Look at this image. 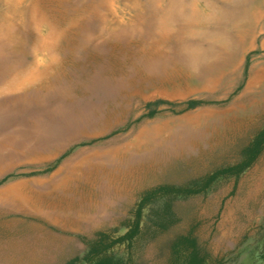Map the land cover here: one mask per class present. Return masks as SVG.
Wrapping results in <instances>:
<instances>
[{"label": "rangeland", "instance_id": "rangeland-1", "mask_svg": "<svg viewBox=\"0 0 264 264\" xmlns=\"http://www.w3.org/2000/svg\"><path fill=\"white\" fill-rule=\"evenodd\" d=\"M251 1L68 0L58 13L67 32L49 54L36 48L45 28L27 14L17 22L18 41L0 50V179L8 176L0 183V264H65L84 253L78 235L123 234L147 191L240 160L264 126V0ZM35 59L38 69L51 65L41 79L48 84L3 89ZM157 99L173 104L148 115L146 103ZM190 99L202 103L186 108ZM188 203L211 252L207 264L264 262V148L239 176L216 178ZM112 251L156 262L147 238Z\"/></svg>", "mask_w": 264, "mask_h": 264}, {"label": "trees", "instance_id": "trees-1", "mask_svg": "<svg viewBox=\"0 0 264 264\" xmlns=\"http://www.w3.org/2000/svg\"><path fill=\"white\" fill-rule=\"evenodd\" d=\"M166 103L173 104L163 99L147 102L148 115H153L160 104ZM185 103L186 108H192L202 101L190 99ZM263 148L264 126L249 143L242 146L241 158L237 163L218 168L200 178L190 179L186 184L166 182L147 191L137 205L135 218L123 234L110 237L105 232H99L91 239L78 235L85 240L84 253L70 256L65 264H150L142 256L134 259L130 251L127 257L112 251L118 243L125 244L131 250L141 238L154 243L156 262L153 264H207L211 252L197 233L194 206L187 204L188 198L206 192L220 176H239L255 161ZM7 178L5 176L0 179V183ZM145 207L147 212L144 214Z\"/></svg>", "mask_w": 264, "mask_h": 264}, {"label": "bare ground", "instance_id": "bare-ground-1", "mask_svg": "<svg viewBox=\"0 0 264 264\" xmlns=\"http://www.w3.org/2000/svg\"><path fill=\"white\" fill-rule=\"evenodd\" d=\"M67 2L68 0H29V2L27 4H24V0H0V4H1V10H0V50L4 48V46H6L7 44H10V43H13L14 41H18L19 39V32H18V29H17V22H22V19H25L26 17V14L28 15V18L29 20L34 23V24H37V25H40L43 26L45 28V33L43 34V36H39V41L37 43V51L39 52H44V53H53L54 52V49L56 48L57 44L55 43L56 39L62 35V34H66L68 27L66 26V24L68 23L67 21V18L65 19H62V12L64 13V2ZM174 1V0H173ZM250 2H252L250 0ZM69 3V2H68ZM82 3V2H81ZM243 3V2H242ZM185 4V3H184ZM241 4V3H240ZM70 5V4H69ZM77 5V4H75ZM186 5V4H185ZM243 5V4H242ZM264 5V4H263ZM222 6V5H221ZM240 6V5H239ZM227 7V6H226ZM241 7V6H240ZM238 8V7H237ZM236 8V9H237ZM102 10V8H101ZM240 10V8H239ZM245 10V9H244ZM247 10V9H246ZM249 10V8H248ZM175 11H173V14ZM186 12H189V11H186ZM238 12V10H237ZM236 12V13H237ZM248 12V11H247ZM251 12V11H249ZM263 12V11H262ZM58 13H60L61 15H59ZM107 13V12H106ZM179 13V12H178ZM184 13V12H183ZM226 13V12H225ZM242 14V13H241ZM244 14V13H243ZM255 14V13H254ZM234 15V14H233ZM245 15V14H244ZM243 15V16H244ZM173 16V15H172ZM239 16V15H238ZM242 16V15H241ZM246 16V15H245ZM171 17V16H169ZM168 17V18H169ZM175 17V16H174ZM182 17V16H181ZM180 17V18H181ZM248 17V16H247ZM176 18V17H175ZM227 18V17H226ZM249 19V17H248ZM155 20V19H154ZM166 20V19H165ZM189 20V19H188ZM203 20V18H202ZM236 20V19H235ZM239 20V19H238ZM245 20V19H244ZM250 20V19H249ZM158 21V20H157ZM196 20H194L195 22ZM227 21V20H226ZM246 21V20H245ZM185 22V21H184ZM183 22V23H184ZM197 22V21H196ZM248 22V21H247ZM262 22V21H260ZM258 22V23H260ZM100 23V22H99ZM181 23V22H180ZM193 23V22H192ZM191 23V24H192ZM235 23V22H234ZM239 23H240V20H239ZM162 24V23H161ZM215 24V23H214ZM222 24V23H220ZM224 24V23H223ZM68 25V24H67ZM91 25V24H90ZM99 25V24H98ZM166 25V24H165ZM176 25V24H175ZM213 25V24H212ZM219 25V24H218ZM217 25V26H218ZM241 25V24H240ZM239 25V26H240ZM27 26V25H26ZM65 26V27H64ZM249 26V25H248ZM234 27V26H233ZM254 27V26H253ZM25 28V27H24ZM23 28V29H24ZM38 28V27H37ZM103 28V27H102ZM203 28V27H202ZM206 28V27H205ZM214 28V27H213ZM227 28V27H226ZM255 28V27H254ZM163 29V28H162ZM236 29V28H235ZM246 29V28H245ZM253 29V28H252ZM27 30V29H26ZM225 30V29H224ZM229 30V29H228ZM241 30V29H240ZM254 30V29H253ZM25 31V30H24ZM36 31V30H35ZM38 31V29H37ZM183 31V30H182ZM198 31V30H196ZM89 32V31H88ZM169 32V30H168ZM172 32V31H171ZM174 32V31H173ZM222 33V31H220ZM83 34V33H82ZM101 34H104V33H101ZM211 34V33H210ZM242 34V33H241ZM239 34V35H241ZM255 34V33H254ZM260 34H263V33H260ZM217 35V34H216ZM224 35V34H223ZM24 36V35H23ZM100 36V35H99ZM213 36V35H212ZM215 36V35H214ZM218 36V35H217ZM221 36V35H220ZM243 36H244V33H243ZM247 36V34H246ZM250 36V35H249ZM257 36V35H256ZM29 37V36H28ZM84 37V36H83ZM157 37V35H156ZM245 37V36H244ZM248 37V36H247ZM228 38V37H227ZM81 39V38H80ZM84 39V38H83ZM94 39V38H93ZM219 39V37H218ZM221 39V38H220ZM249 39V38H248ZM22 40V39H21ZM28 40V38H27ZM26 40V41H27ZM90 40V39H89ZM208 40V39H207ZM223 40V38H222ZM230 40V39H228ZM246 40V39H245ZM24 41V40H22ZM25 41V43H26ZM205 41V40H204ZM220 41V40H219ZM231 41V40H230ZM255 41V40H254ZM261 41V40H260ZM264 41V40H263ZM99 41H97L98 43ZM158 42V41H157ZM218 42V41H217ZM80 43V42H79ZM86 43V42H85ZM88 43V41H87ZM228 43V42H227ZM243 43V42H241ZM240 43V44H241ZM248 43V42H247ZM258 43V42H257ZM27 44V43H26ZM92 44V43H91ZM94 44V43H93ZM208 44V43H206ZM226 44V43H224ZM238 44V43H237ZM244 44V43H243ZM242 44V45H243ZM249 44V43H248ZM252 44V43H250ZM22 46H24L23 44H21ZM171 45V44H170ZM219 45V44H218ZM217 45V46H218ZM221 45V44H220ZM228 45V44H227ZM231 44H229L230 46ZM89 46V45H88ZM145 46V45H144ZM206 46V45H204ZM208 46V45H207ZM255 46V45H254ZM17 47V46H16ZM15 47V49H16ZM19 47V46H18ZM101 47V46H99ZM215 47V46H214ZM238 47V46H237ZM240 47V46H239ZM88 48V47H87ZM143 48V47H142ZM224 48V47H223ZM226 48V46H225ZM9 49V48H8ZM14 49V50H15ZM181 49V48H180ZM204 49V48H203ZM208 49V48H207ZM253 49V48H252ZM258 49V48H257ZM18 50V48H17ZM21 50V49H20ZM19 50V51H20ZM28 50V49H27ZM26 50V51H27ZM186 50V49H185ZM202 50V49H201ZM213 50V49H212ZM218 50V49H217ZM261 50V49H260ZM259 50V51H260ZM264 50V49H263ZM36 51V50H35ZM211 51V49L209 50ZM11 52V51H10ZM22 52V51H21ZM197 52V51H196ZM215 52V51H214ZM228 52V50H227ZM235 52V51H234ZM237 52V51H236ZM235 52V53H236ZM247 52V51H246ZM19 53V52H18ZM36 53V52H35ZM80 53V52H79ZM175 53V52H174ZM195 53V52H194ZM207 53V52H206ZM222 53V51H221ZM220 53V54H221ZM239 53V52H238ZM261 53V52H260ZM15 54V53H14ZM198 54V53H196ZM218 54V53H217ZM229 54V53H228ZM231 54V53H230ZM11 55V54H10ZM182 55H184L182 53ZM209 55V53H208ZM227 55V54H226ZM232 56L231 57H234L233 54H231ZM52 56V55H50ZM176 56V55H174ZM186 56V55H185ZM200 56V55H199ZM212 56V55H211ZM221 56V55H220ZM223 56H224V52H223ZM230 56V55H229ZM239 56V55H238ZM166 57V56H165ZM178 57V56H177ZM242 57V56H241ZM8 58V57H7ZM37 58V57H36ZM186 58V57H185ZM188 58V57H187ZM186 58V59H187ZM217 58V57H216ZM225 58H227L225 56ZM255 58V57H254ZM19 59V58H18ZM16 59V60H18ZM21 59V58H20ZM24 59V58H23ZM237 59V58H236ZM4 60V59H3ZM53 60V59H52ZM188 60V59H187ZM217 60V59H216ZM219 60V59H218ZM36 62H34V64L29 68V71L28 72H24L23 73H20V72H16L14 75H12V77L4 84V88L3 89H6V90H13V89H17V88H21L23 85H25L26 83H31V82H35L36 80H40V84H48L49 80H46V79H43L41 80L44 75H45V70H48L49 69V66H51L50 64H45V67L42 68V69H38V65H39V62H37V59H35ZM203 61V60H202ZM24 62V61H23ZM193 62V61H192ZM205 62V61H204ZM233 62V61H232ZM254 62V61H253ZM252 62V63H253ZM264 62V61H263ZM262 62V64H263ZM3 63V62H2ZM184 63V61H183ZM195 63H197L195 61ZM208 63V62H207ZM251 63V65H252ZM173 64V63H172ZM189 64V63H188ZM235 64V63H234ZM234 64H231V65H234ZM240 64V63H239ZM262 64H259V65H262ZM8 65V64H7ZM20 65V64H19ZM24 65V64H23ZM177 65V64H176ZM194 65V64H193ZM210 65V64H209ZM222 65V64H221ZM256 65V64H255ZM3 66V65H2ZM155 66V65H154ZM196 65H194V68H195ZM217 66V65H216ZM220 66V65H219ZM228 66V65H227ZM230 66V65H229ZM1 67V66H0ZM6 67V66H5ZM157 67V66H156ZM179 67V66H177ZM198 67V66H197ZM201 67V66H200ZM250 67V66H249ZM252 67V66H251ZM250 67V68H251ZM255 67V66H254ZM13 68V67H12ZM16 68V67H15ZM190 68V66H189ZM193 68V66L191 67ZM228 68V67H227ZM8 69V68H7ZM6 69V70H7ZM223 69V68H222ZM236 69V67H235ZM260 69V68H259ZM74 70V69H73ZM191 70V69H190ZM196 70V68L194 69ZM201 70V69H200ZM199 70V71H200ZM239 70V69H238ZM237 70V71H238ZM243 70V68H242ZM52 71V70H51ZM192 71V70H191ZM215 71V70H214ZM213 71V72H214ZM221 71V70H220ZM225 71V70H224ZM240 71V70H239ZM252 71H255V70H252ZM14 72V70H13ZM188 72V71H187ZM197 72V71H196ZM211 72V71H209ZM229 72V71H228ZM246 72V71H245ZM7 73V72H5ZM198 73V72H197ZM204 73V71H203ZM242 73V72H241ZM250 73V72H248ZM1 74V73H0ZM175 74V73H174ZM189 74V73H188ZM205 74V73H204ZM220 74V72H219ZM243 74V73H242ZM3 75V74H1ZM197 75V74H196ZM228 75V74H227ZM245 75V74H244ZM193 76V75H192ZM211 76V75H210ZM214 76V75H212ZM222 76V75H221ZM239 76V75H238ZM237 76V77H238ZM256 76V75H255ZM258 76V75H257ZM2 77V76H1ZM8 77V76H7ZM228 77V76H227ZM226 77V78H227ZM54 79L52 80V83H54L55 80H57L58 82V79L59 78H55L53 77ZM187 78V77H186ZM206 78V77H204ZM215 78V76H214ZM218 78V77H217ZM247 78V77H246ZM253 78V77H252ZM189 79V78H188ZM201 79V78H200ZM245 79V78H244ZM1 80V79H0ZM186 80V79H185ZM199 80V79H198ZM197 80V81H198ZM255 80V79H254ZM225 81V80H224ZM246 81V80H245ZM57 82L54 84L56 85ZM218 82H219V79H218ZM244 82V81H243ZM247 82V81H246ZM195 83V82H194ZM253 83V82H252ZM232 84V83H231ZM245 84V83H244ZM258 84V83H257ZM223 85V84H222ZM247 85V84H245ZM255 85V84H254ZM261 85V84H260ZM28 86V85H27ZM60 86V85H59ZM58 86V87H59ZM195 86V85H194ZM248 87L250 86L249 83L247 85ZM263 86V84H262ZM239 87V85H238ZM193 88V87H192ZM191 88V89H192ZM197 88V87H196ZM220 88V87H219ZM223 88V87H222ZM228 89V88H226ZM249 89V88H248ZM264 89V87H263ZM194 90V89H193ZM232 90V89H231ZM258 90V89H257ZM171 91V90H170ZM223 91V90H222ZM242 91V90H241ZM246 91V90H245ZM211 91H209L210 93ZM230 94V93H229ZM241 94V93H240ZM249 94V93H248ZM2 95V94H1ZM246 95V94H244ZM255 95V94H254ZM182 96V95H181ZM218 96V95H217ZM249 96V95H248ZM250 96H253L250 95ZM240 97V95H239ZM257 97V96H256ZM31 98V97H30ZM236 98V97H235ZM3 99V98H2ZM28 99V98H26ZM210 99V98H209ZM29 100V99H28ZM211 100V99H210ZM223 100V98H222ZM237 100V99H236ZM217 101V100H215ZM34 102V101H33ZM235 102V101H234ZM240 103V102H238ZM27 104V102H26ZM35 104V103H34ZM213 104V103H212ZM71 105V104H70ZM205 106V105H204ZM214 106V105H213ZM234 106V105H233ZM236 106V105H235ZM238 106V105H237ZM240 106V105H239ZM63 107V105H62ZM26 108V106H25ZM35 108V107H34ZM235 108V107H234ZM36 109V108H35ZM202 109V108H201ZM219 109V108H218ZM239 109V108H238ZM33 110V109H32ZM210 110V109H209ZM222 110V109H221ZM196 112V111H195ZM219 112V111H218ZM213 113V112H212ZM191 115V113H189ZM206 114V113H205ZM24 115V114H23ZM203 115V114H202ZM25 116V115H24ZM217 118V117H216ZM208 119V118H207ZM206 119V120H207ZM184 120V119H183ZM199 120H200V117H199ZM210 120V119H209ZM174 121V120H173ZM176 121V120H175ZM185 121V120H184ZM214 122V121H213ZM219 122V121H218ZM177 123V122H176ZM207 123V122H206ZM172 124V123H171ZM212 124V123H211ZM217 125V124H216ZM176 126V125H175ZM188 126V124H187ZM184 128V127H183ZM201 128V127H200ZM157 129V128H156ZM178 129V128H177ZM199 129V128H198ZM151 130V128H150ZM164 130V129H163ZM188 130V129H187ZM203 131V130H202ZM201 131V132H202ZM209 132V131H208ZM163 133V132H162ZM173 133V132H172ZM200 133V132H199ZM204 133V132H203ZM133 134V133H132ZM155 134V133H154ZM159 134V133H158ZM193 134V133H192ZM197 134V133H196ZM157 135V134H155ZM191 135V134H190ZM189 136V135H188ZM193 136V135H192ZM209 136V135H208ZM146 137V136H144ZM166 137V136H165ZM194 137V136H193ZM199 137V136H197ZM201 137V136H200ZM203 137V136H202ZM188 138V137H187ZM138 139V138H137ZM161 139V138H160ZM203 138H200V140H202ZM153 140V139H152ZM155 140V139H154ZM165 140V138H164ZM168 140V139H167ZM181 140V139H180ZM183 140V139H182ZM143 141V140H142ZM189 141V140H188ZM193 141V140H192ZM195 141V140H194ZM151 142V141H150ZM164 142V141H163ZM175 142V141H174ZM186 142V141H185ZM149 144V143H148ZM153 144V143H152ZM186 144V143H184ZM142 145V144H141ZM169 145V144H168ZM133 146V145H132ZM138 146V145H137ZM188 146V145H187ZM140 147V146H139ZM178 147V146H177ZM165 148V147H164ZM174 148V147H173ZM182 148V147H181ZM110 149V148H109ZM148 149V148H147ZM168 149V147H167ZM175 149V148H174ZM89 150V149H88ZM92 150V149H90ZM116 150V149H115ZM161 150V149H160ZM163 150V149H162ZM169 150H171L169 148ZM186 150V149H184ZM94 151V150H93ZM117 151V150H116ZM119 151V150H118ZM189 151V150H188ZM85 152V151H84ZM96 152V151H95ZM181 152V150H180ZM83 153V152H82ZM86 153V152H85ZM158 153V152H157ZM161 153V152H160ZM167 153H169V151H167ZM163 154V153H162ZM175 154V152H174ZM114 155V153H113ZM177 155V154H176ZM157 159V157H156ZM82 160V159H81ZM84 160V159H83ZM91 160V159H89ZM149 160V159H148ZM79 161H80V158H79ZM86 161V160H85ZM129 161V160H128ZM128 163V162H127ZM131 163V162H130ZM87 164V163H86ZM72 165V164H71ZM81 165V164H80ZM84 164H82L83 166ZM78 166V165H77ZM74 168V167H73ZM128 168V167H127ZM83 169V168H82ZM131 177V176H130ZM62 178V177H61ZM123 178V177H122ZM135 178V177H134ZM127 179V178H126ZM61 184V183H60ZM57 186V185H56ZM71 186V185H70ZM57 188V187H56ZM61 188V187H60ZM111 191V190H110ZM58 193V192H57ZM62 193V192H61ZM60 193V194H61ZM59 194V195H60ZM56 195V194H55ZM102 195V194H101ZM66 196V195H65ZM68 200V199H67Z\"/></svg>", "mask_w": 264, "mask_h": 264}]
</instances>
